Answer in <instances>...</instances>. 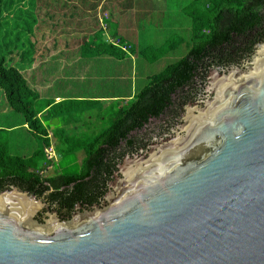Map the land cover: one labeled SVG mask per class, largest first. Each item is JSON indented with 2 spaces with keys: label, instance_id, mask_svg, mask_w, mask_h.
Instances as JSON below:
<instances>
[{
  "label": "water",
  "instance_id": "obj_1",
  "mask_svg": "<svg viewBox=\"0 0 264 264\" xmlns=\"http://www.w3.org/2000/svg\"><path fill=\"white\" fill-rule=\"evenodd\" d=\"M209 90L102 210L41 223L36 195L0 192V264H264V45Z\"/></svg>",
  "mask_w": 264,
  "mask_h": 264
},
{
  "label": "rangeland",
  "instance_id": "obj_2",
  "mask_svg": "<svg viewBox=\"0 0 264 264\" xmlns=\"http://www.w3.org/2000/svg\"><path fill=\"white\" fill-rule=\"evenodd\" d=\"M14 1L4 0L5 20L1 23L0 44L2 54L6 56L5 66L23 69L29 66L34 56L30 33L36 32L37 26L43 27L48 23L43 18L46 13L42 14L41 11L46 8L47 12L48 6L58 0ZM147 3L148 7H133L130 14L122 12V17L112 25L113 30L117 31V41H125L133 50H129L124 59L116 60L111 68L101 69L85 82L71 81L81 85V94L87 99L93 95L122 98L96 104L76 103L77 106L73 102L72 107L68 105V109L63 108V116L50 110L38 116L48 133L50 145L46 150L48 164L44 163V168L38 174L49 177L57 174L77 175L84 158L80 148L109 127L118 110L126 107L132 98L149 85L153 77L189 53L192 44L190 22L184 13L186 0H147ZM39 15L42 18L33 24L32 21ZM69 40H61L60 43H71ZM144 51L150 61L140 54ZM27 79L31 81L29 74ZM131 95L132 98H126ZM44 106L46 104L38 103V107ZM24 123V117L11 110L0 89V147H5L10 157L27 159L44 148L45 138L34 133Z\"/></svg>",
  "mask_w": 264,
  "mask_h": 264
},
{
  "label": "trees",
  "instance_id": "obj_3",
  "mask_svg": "<svg viewBox=\"0 0 264 264\" xmlns=\"http://www.w3.org/2000/svg\"><path fill=\"white\" fill-rule=\"evenodd\" d=\"M186 2L184 13L190 22L192 44L189 53L153 77L149 85L132 98L126 107L118 110L109 127L93 136L80 148L86 158L80 167L79 176L76 177L45 178L38 174L39 170L44 168V163L48 164L46 150L50 148L48 133L38 119L44 108L38 107L37 96L21 73L14 67L5 66L6 56L2 54L0 44V89L11 110L24 117V125L45 138L43 150L37 151L27 159L10 157L7 149L0 147V182L13 181L16 185L22 184L26 187L46 184L48 188L54 190L51 200H69V203H72L74 200L67 192L71 191L70 187L73 185V191L84 188L91 169L89 166L98 158L99 153L103 156L106 148L110 147L111 136L117 137V143L125 141L130 132L141 128L150 118L161 115L172 104L173 97L192 84L195 76L199 74L203 76L207 72L203 66L217 62L216 57L223 56L229 44L238 43L240 46L242 41H246L245 38L251 37L250 30L253 31L256 27H261L264 31V0H186ZM140 5L148 7L147 0L140 2ZM4 8V0H0V34L1 23L5 20ZM262 39L264 40V36ZM88 46L96 48V55L109 56L117 60L124 59L126 54L119 46L105 41L101 43L94 41ZM145 52L140 54L150 61ZM72 103L62 102L49 110L63 116L65 113L63 108Z\"/></svg>",
  "mask_w": 264,
  "mask_h": 264
},
{
  "label": "crops",
  "instance_id": "obj_4",
  "mask_svg": "<svg viewBox=\"0 0 264 264\" xmlns=\"http://www.w3.org/2000/svg\"><path fill=\"white\" fill-rule=\"evenodd\" d=\"M140 2L142 1L58 0L48 6L47 12L46 8L41 11L42 14L46 13L43 18L48 23L43 27H36L39 34L37 31L30 33L32 47L35 49L34 56L31 57L29 66L24 67L26 69H16L36 94L37 105L46 104L42 107L43 112L62 102H75V105L86 101L84 99L87 98L80 91L81 85H75L71 81L85 82L96 72L111 68L117 62L115 58L96 55V48L88 46L89 43H101L105 40L107 43L119 45L125 53L132 49L125 41H117V31L113 30L112 25L122 17V12L126 15L132 12L133 7L142 8ZM40 18V15L37 16L32 21L33 24ZM68 38L71 43H60ZM20 52L24 53L23 50ZM28 74L31 81L27 79ZM132 97L133 95L126 98ZM118 98L122 97L102 98L93 95L87 101L101 99L97 102H114ZM69 106L72 107V104ZM65 108L68 109V106Z\"/></svg>",
  "mask_w": 264,
  "mask_h": 264
},
{
  "label": "flooded vegetation",
  "instance_id": "obj_5",
  "mask_svg": "<svg viewBox=\"0 0 264 264\" xmlns=\"http://www.w3.org/2000/svg\"><path fill=\"white\" fill-rule=\"evenodd\" d=\"M251 30V37L245 38L246 41H242L243 43L240 46H238V43L229 44L225 48V54L216 57L215 60L218 63L214 62L216 64L209 63L203 66L207 72L204 75L202 73L203 76H200V74L195 76L194 81L191 82L192 84L184 88L183 92L177 93L173 97L172 104L161 115L150 118L141 128L130 132L125 141L117 143V137L115 135L111 136L110 147L106 148L103 156L99 153L98 158L89 166L91 169L86 177L84 188L73 191V185L70 187L71 191L67 192L70 195L69 197L74 200L72 203H69V200H51L54 190L48 188L46 184L26 187L22 184L16 185L13 181L0 182V192L17 188L36 195L48 206V210L44 209L38 215L37 219L41 223L48 219V214L52 212H56L61 221H66L71 220L76 214L106 208L108 206L106 197L115 193L111 184L124 179L122 167L136 159H147L151 152L157 151L159 147L167 144L170 140L184 137L185 132L182 127L185 124V116L189 112L196 114V110L203 108L206 100L212 98L213 94L210 92L209 87L222 75L246 72L251 67L253 58L261 51V46L264 45L262 39V36H264L263 29L256 27L253 31ZM200 67L202 68V66ZM85 158L86 155L84 154L82 163ZM79 173L80 169L78 174L73 177L79 176ZM41 176L54 178L67 175L57 174L49 177L41 174Z\"/></svg>",
  "mask_w": 264,
  "mask_h": 264
},
{
  "label": "built area",
  "instance_id": "obj_6",
  "mask_svg": "<svg viewBox=\"0 0 264 264\" xmlns=\"http://www.w3.org/2000/svg\"><path fill=\"white\" fill-rule=\"evenodd\" d=\"M47 152V151H46ZM48 153H50L49 151H48Z\"/></svg>",
  "mask_w": 264,
  "mask_h": 264
},
{
  "label": "bare ground",
  "instance_id": "obj_7",
  "mask_svg": "<svg viewBox=\"0 0 264 264\" xmlns=\"http://www.w3.org/2000/svg\"><path fill=\"white\" fill-rule=\"evenodd\" d=\"M261 50V49H260Z\"/></svg>",
  "mask_w": 264,
  "mask_h": 264
}]
</instances>
